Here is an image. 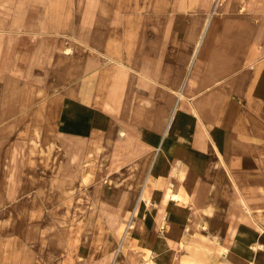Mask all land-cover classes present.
Returning <instances> with one entry per match:
<instances>
[{"label":"crops","instance_id":"0c3cea01","mask_svg":"<svg viewBox=\"0 0 264 264\" xmlns=\"http://www.w3.org/2000/svg\"><path fill=\"white\" fill-rule=\"evenodd\" d=\"M215 3L199 34L177 37L184 65L175 73L163 47L153 61L140 58L135 16L126 31L110 25L98 47L83 46L88 92L57 95L52 121L33 127L38 144L66 145L51 182L58 198L40 189L41 200L9 209L0 264H264V0ZM12 177L22 196L42 187ZM59 198L70 206L57 219L50 208L43 227Z\"/></svg>","mask_w":264,"mask_h":264},{"label":"rangeland","instance_id":"374dc122","mask_svg":"<svg viewBox=\"0 0 264 264\" xmlns=\"http://www.w3.org/2000/svg\"><path fill=\"white\" fill-rule=\"evenodd\" d=\"M215 6V0H0V222L8 217L11 207L19 208L22 201L41 200L40 189L45 191L46 199L58 198L51 182L57 179L56 164L68 159L66 145H62L58 136L57 144L62 146H55L53 155H48L49 144L35 141L33 127L45 118L52 121L53 100L57 95L65 96L72 89L85 95L88 92L87 73L81 66H86L82 60L87 59L91 50L88 47L83 50V46L98 47L110 25L117 27L119 33L126 31V20L135 16L142 23L138 30L140 58L153 61L163 47L166 70L175 73L184 65L183 44L176 41L177 37L195 31L199 34ZM220 10L221 7L215 19ZM194 18L198 19L195 30L188 27ZM61 54L66 56L60 57ZM187 63L186 76L190 69ZM72 73L74 76L69 79ZM24 91L31 92L26 102L13 99ZM70 108L71 102H67L63 113ZM53 139L51 136L49 141ZM39 158H50L51 166L37 165ZM16 175L37 180L42 187L32 186L31 192L22 196L23 186L13 182L12 176ZM112 175L108 185L113 182ZM62 200L59 198L58 204L44 209L43 227L53 220L50 208L57 209L54 217L57 219L70 206ZM129 209L131 219L133 208ZM130 224L127 223L125 231ZM46 248L43 260L52 252L50 246ZM82 263L78 259L75 264Z\"/></svg>","mask_w":264,"mask_h":264},{"label":"bare ground","instance_id":"6f19581e","mask_svg":"<svg viewBox=\"0 0 264 264\" xmlns=\"http://www.w3.org/2000/svg\"><path fill=\"white\" fill-rule=\"evenodd\" d=\"M207 35V34H206ZM167 78H169V77H167ZM163 94V93H162ZM164 94H165V92H164ZM163 94V95H164ZM148 103V102H147ZM145 105H147V104H145ZM148 105H150V104H148ZM49 132H50V130H48ZM122 133V132H121ZM144 133H145V131H144ZM50 134V133H49ZM118 134V133H117ZM125 134V133H124ZM147 134V133H146ZM146 134H144V135H146ZM88 138V137H87ZM123 138V137H122ZM87 140V139H86ZM80 141V140H79ZM88 141V140H87ZM87 143V142H86ZM49 147L47 148V149H49V150H53V145L50 147V144L48 145ZM85 147H86V145H85ZM164 153V152H163ZM161 158V157H160ZM74 159V158H73ZM74 161H75V159H74ZM82 168V167H81ZM78 177V176H77ZM117 182V181H116ZM115 183V182H114ZM86 186V182L85 181H81L80 182V184H79V188L80 189H84V187ZM114 187V186H113ZM119 188V187H118ZM115 189V188H114ZM147 189V188H146ZM105 191V190H104ZM177 193V192H176ZM147 195V194H146ZM172 197V196H171ZM173 197H178V195H176V194H173ZM146 198V197H145ZM149 198V197H148ZM108 200V199H107ZM136 208V207H135ZM10 214H12L11 212H10ZM10 221H12V220H10ZM11 224V223H10ZM12 225V224H11ZM118 234H119V232H118ZM25 246V245H24ZM114 250V249H113ZM112 250V251H113ZM118 251H117V249L115 250V253L116 254H118L117 253ZM126 255V254H125ZM175 255V254H174ZM161 256V255H160ZM195 256V255H194ZM124 257V255L122 256V254H121V256L119 257L120 259H122ZM162 257V256H161ZM160 257V258H161ZM196 257V256H195ZM119 258H118V260H119ZM159 258V257H158ZM174 258V257H173ZM145 260V259H144ZM165 260V259H164ZM159 261V260H158ZM163 262V261H162ZM165 262V261H164ZM168 262V261H167ZM155 263V262H154ZM159 263H160V261H159ZM172 263V262H171ZM58 264H69V262L68 261H63V262H59ZM152 264V263H151Z\"/></svg>","mask_w":264,"mask_h":264}]
</instances>
